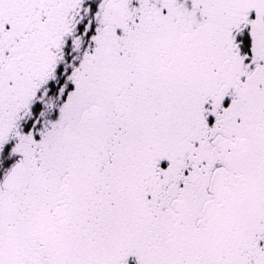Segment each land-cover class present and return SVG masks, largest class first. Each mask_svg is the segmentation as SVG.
I'll return each mask as SVG.
<instances>
[{"label": "snow or ice", "instance_id": "6c2138e0", "mask_svg": "<svg viewBox=\"0 0 264 264\" xmlns=\"http://www.w3.org/2000/svg\"><path fill=\"white\" fill-rule=\"evenodd\" d=\"M0 264H264V0H0Z\"/></svg>", "mask_w": 264, "mask_h": 264}]
</instances>
